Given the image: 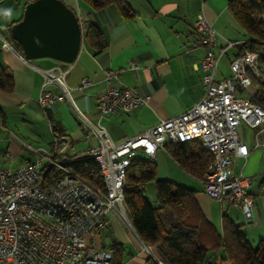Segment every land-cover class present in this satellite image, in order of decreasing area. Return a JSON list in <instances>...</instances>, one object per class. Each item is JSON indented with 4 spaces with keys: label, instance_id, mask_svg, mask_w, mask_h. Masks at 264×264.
Returning <instances> with one entry per match:
<instances>
[{
    "label": "crops",
    "instance_id": "1",
    "mask_svg": "<svg viewBox=\"0 0 264 264\" xmlns=\"http://www.w3.org/2000/svg\"><path fill=\"white\" fill-rule=\"evenodd\" d=\"M29 1L0 0V68L10 76L12 83L9 90L0 89L3 112L0 117V166L10 169L20 167L34 157L24 143L46 151L52 148L50 124L45 111L37 104L43 76L36 68H69L66 83L72 88L75 105L89 119L99 121L110 138L118 142L155 126L161 120L181 115L202 98V71L198 65L205 55V48L194 44L196 35L192 25L197 14L202 13L217 32L213 51L218 56L215 76L219 80L231 75L230 62L240 53L238 45L249 39L247 32L229 13L228 0L205 3L201 0H125L133 13L130 18H126L115 5L94 10L83 0H63L77 12L83 31L85 23H94L100 28L105 49L94 54L83 40L72 63L51 58L26 60L21 51L5 48L2 43L3 38L11 42L9 26L22 17ZM8 10H11L10 15ZM226 40L236 44L225 48ZM108 70L115 71L117 78L106 81ZM84 78H88L91 84L79 88ZM111 86L135 88L149 99L129 113L99 118L98 98ZM49 89L57 91L53 86ZM244 90L251 94L254 87L238 88L237 92L240 94ZM48 110L60 123L63 134L71 139L72 147L67 157H84L82 154L96 140L92 135L84 137L73 107L62 101ZM256 133L257 129L241 124L239 135L248 148V155L232 157V171L249 179L247 192L254 201L252 219L246 217L239 207L220 204L208 197L200 179L185 172L167 152L158 150L154 163L159 179L194 191V199L202 214L218 232H221L223 220H228L250 244L264 237V130ZM138 156L144 157L142 153ZM157 165L158 173L164 170L165 176L157 174ZM85 240L100 249L112 251V264H147L148 255L155 257L134 231L128 215L126 221L115 212L108 213L105 226L87 235ZM214 252L210 251L209 263L220 264L221 258L214 256Z\"/></svg>",
    "mask_w": 264,
    "mask_h": 264
},
{
    "label": "built area",
    "instance_id": "2",
    "mask_svg": "<svg viewBox=\"0 0 264 264\" xmlns=\"http://www.w3.org/2000/svg\"><path fill=\"white\" fill-rule=\"evenodd\" d=\"M192 29L195 46L205 48L198 65L202 98L181 115L118 142L99 121L89 119L75 105L72 88L66 83L69 68H36L43 76L37 104L42 110L62 101L73 107L84 137L92 135L96 140L82 155H95L105 163L110 190L102 192L70 167L59 168V161L71 158L64 157L72 147L69 136H53L50 151L24 143L34 155L31 160L16 169L0 166V264H112V251L98 248L85 237L105 226L108 213L115 212L123 220L127 217L124 197L117 196V189L125 188L126 173L135 156L142 153L155 163L157 151L166 152L167 144L191 141L186 140V133H195V139L204 140V145L212 148L210 163L200 179L203 192L220 204L239 207L252 219L254 201L247 192L249 179L232 171V157L248 155L239 135L241 124L257 129V133L264 130V109L237 92L238 88L247 89L253 80L264 85V75L257 68L261 54L243 48L230 62L231 75L219 80L215 76L218 56L213 51L216 30L202 13L196 15ZM235 44L226 40L225 48ZM2 46L16 50L4 38ZM116 78L115 71L106 72V81ZM89 84L90 80L84 78L79 88ZM51 86L57 91L50 90ZM148 99L132 87H108L98 98V117L129 113ZM46 165L62 172L51 187H41V170ZM29 214H36V222H29ZM220 264L230 262L221 259Z\"/></svg>",
    "mask_w": 264,
    "mask_h": 264
},
{
    "label": "trees",
    "instance_id": "3",
    "mask_svg": "<svg viewBox=\"0 0 264 264\" xmlns=\"http://www.w3.org/2000/svg\"><path fill=\"white\" fill-rule=\"evenodd\" d=\"M83 1L94 10L115 5L126 18L133 15L125 0ZM227 9L249 36L247 41L238 45L239 51L246 48L261 54L258 68L264 75V0H228ZM17 21L10 24L9 30ZM10 39L13 46L21 51L11 36ZM83 40L94 54L101 53L106 47L102 31L94 23L84 24ZM11 85L10 76L0 68V89L9 90ZM251 86L254 90L250 99L264 109V85L253 80ZM44 111L53 136L63 134L60 123L49 110ZM165 149L185 172L197 179L202 178L211 160V154L198 139L167 144ZM63 165L104 189L100 170L91 159L65 158ZM45 169L44 177L50 183L61 176L62 172L53 166L46 165ZM149 181H154L155 205L144 195V186ZM119 197H124L123 202L134 231L155 255L147 256V264H158L157 260L164 264H211L208 258L210 251H215L214 256L229 260L230 264H264V237L252 247L245 235L228 220H223L221 232H218L202 214L194 199V191L166 180H157L155 164L148 159L135 157L131 161L125 188H121ZM124 218L127 221V217Z\"/></svg>",
    "mask_w": 264,
    "mask_h": 264
},
{
    "label": "water",
    "instance_id": "4",
    "mask_svg": "<svg viewBox=\"0 0 264 264\" xmlns=\"http://www.w3.org/2000/svg\"><path fill=\"white\" fill-rule=\"evenodd\" d=\"M9 32L26 60L51 58L72 63L83 42L78 14L63 0L29 1Z\"/></svg>",
    "mask_w": 264,
    "mask_h": 264
},
{
    "label": "bare ground",
    "instance_id": "5",
    "mask_svg": "<svg viewBox=\"0 0 264 264\" xmlns=\"http://www.w3.org/2000/svg\"><path fill=\"white\" fill-rule=\"evenodd\" d=\"M258 59L259 58H257V68H258ZM63 136H67V135L63 134ZM193 139H195V133H186V140H193ZM199 141L201 142V145L203 146V148L205 150H207L211 154V157H212L211 146L210 145H204V140H199ZM84 157L91 159L97 165V167L99 168L100 173L102 175L103 183H104V189H101V191L102 192H109V190H110L109 170H108V168H106L105 163L103 161H101V159L95 155H85ZM48 166H53V165H48ZM59 168H66L63 165V161H59ZM46 170L47 169H45V166L41 170V187H51V183L48 182L46 180V178L44 177ZM120 190H121V188L117 189V196L118 197H119ZM29 222H36V214H29ZM97 264H104V263H97Z\"/></svg>",
    "mask_w": 264,
    "mask_h": 264
},
{
    "label": "rangeland",
    "instance_id": "6",
    "mask_svg": "<svg viewBox=\"0 0 264 264\" xmlns=\"http://www.w3.org/2000/svg\"><path fill=\"white\" fill-rule=\"evenodd\" d=\"M227 72L229 71L228 69L226 70ZM227 78V77H226ZM257 81V80H256ZM258 82V81H257ZM239 94V93H238ZM241 96H243V97H250L251 95L248 93V91L247 90H244V91H242L241 93ZM48 138H50V136L48 137ZM136 158H140L139 156H135ZM143 158H145V159H148L147 157H143ZM159 171H158V165H157V174L160 176H165V174H166V172L164 171V170H162V172H160V173H158ZM156 179L157 180H161V179H159L158 178V176H156ZM163 180V179H162ZM144 189H145V191H144V195L146 196V198L148 199V200H150L151 202H152V204H156V202H155V200H156V197H155V189H154V181H149V182H147L146 184H145V186H144ZM256 244L257 243H251V246L252 247H255L256 246ZM229 261V260H228Z\"/></svg>",
    "mask_w": 264,
    "mask_h": 264
},
{
    "label": "clouds",
    "instance_id": "7",
    "mask_svg": "<svg viewBox=\"0 0 264 264\" xmlns=\"http://www.w3.org/2000/svg\"><path fill=\"white\" fill-rule=\"evenodd\" d=\"M8 14H9V15L11 14V10H8Z\"/></svg>",
    "mask_w": 264,
    "mask_h": 264
}]
</instances>
